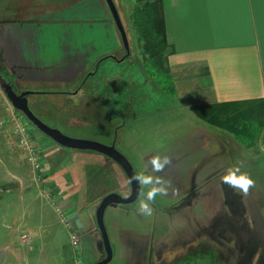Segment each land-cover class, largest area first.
<instances>
[{
    "label": "rangeland",
    "instance_id": "obj_1",
    "mask_svg": "<svg viewBox=\"0 0 264 264\" xmlns=\"http://www.w3.org/2000/svg\"><path fill=\"white\" fill-rule=\"evenodd\" d=\"M53 1L61 6L75 0ZM127 2L116 0L114 3L120 11L128 42V49L122 43L123 54H117L118 59L126 55L124 61L98 58L97 62L93 59L85 69L87 76L84 85L79 88L35 85L30 90L34 93L27 97L28 107L38 119L69 137L103 144L114 142L116 149L128 159L138 176L152 175L166 181L163 185L165 191L150 202V216L138 210L140 201L149 190L141 183L135 202L105 210L104 223L113 250L109 264H198L202 259L203 264H250L247 251L259 240L257 227H264V178L262 171L257 169V165L262 163L261 157H264V128L261 138L253 147L242 146L245 150L237 140L231 139L233 136L230 132L221 130L227 134V137L221 135L222 141L234 146L231 148L233 151L235 149L230 162L233 161L231 163L239 169V173L250 174L249 178L253 181L246 192L234 190L225 183L209 185L213 181L206 178L211 174H218L217 182L224 178L230 169L224 167L217 172L204 171L201 178L196 180L201 183L194 184L192 178H196L201 169L210 168L220 161L214 154L221 149L215 137L218 129L209 125L212 134L204 137L197 127L208 124L183 105L180 97L174 98L161 89L147 73L142 55L137 50L131 21L123 10L131 9L130 5H125ZM84 10L79 5L75 19L58 23L57 28L60 27L65 34L57 33L62 36L54 39L55 47L64 43L69 48L85 45L92 50L104 43L105 29L100 21V13L92 14L90 18L84 15ZM1 61L0 67L5 69ZM22 84L16 83L13 89L17 93L27 90V86ZM9 104L0 88L2 111ZM2 111L1 117L4 116ZM235 112H244L248 117L245 121H252L254 132L259 131L258 124L264 118V103L230 105L225 110H219L218 116L223 118ZM18 113L30 125V135L41 152L51 151V156L47 154L45 158L46 167H66V175L59 180L60 190L68 192V199L75 203V211L78 210V197L89 199L84 203L89 217L85 221V230L80 233L82 264H92L104 258L94 217L95 209L101 198L110 192L122 196L130 194L124 172L100 153L69 149L55 143ZM10 139L0 130V163L6 164L12 158L16 165H20L17 177L27 179L28 187L34 184V190H38L40 197V190L45 189V184L40 178L37 179L39 175L33 173ZM156 158L161 161L167 158L169 161L159 172L154 171L151 163ZM221 163L225 166L229 162L224 160ZM243 167L248 173L242 170ZM46 209L51 208L47 205ZM216 210L224 217H218L217 213L212 216ZM46 217L57 229L63 226L55 215L49 219L46 214ZM31 224L28 218V226ZM229 227L236 233L234 238L230 237L227 241L224 232ZM67 239H70V231Z\"/></svg>",
    "mask_w": 264,
    "mask_h": 264
},
{
    "label": "crops",
    "instance_id": "obj_2",
    "mask_svg": "<svg viewBox=\"0 0 264 264\" xmlns=\"http://www.w3.org/2000/svg\"><path fill=\"white\" fill-rule=\"evenodd\" d=\"M113 1L116 3V0ZM58 3L53 0H0V59L5 66L3 74L12 87L20 82L27 86V90L42 84L67 85L75 89L84 85L87 76L85 69L93 59L97 62L98 58L124 61L126 55L117 58V54H123L122 40L104 0H75L61 6ZM79 5L85 9L86 17L91 18L92 14L100 13V21L105 29L104 43L92 50L85 45L69 48L64 43L55 47L54 39L62 36L57 33L65 34L60 27L57 28L58 23L75 19L78 11L76 7ZM118 5L121 6L120 1ZM125 5L132 8V0H128ZM123 10L130 20L131 9ZM163 10L169 44L167 63L176 92L174 98L180 97L184 101L183 105L189 109L195 105L259 104L264 101V0H163ZM68 35L72 37L71 33ZM207 124L197 127L204 137L211 133L209 125L213 126ZM215 128L218 129L215 137L221 149L214 154L220 161L210 168L201 169L196 178H192L194 184L201 183L196 180L201 178L204 171L217 172L223 167H236L231 163L233 161L230 162L235 152V149H231L234 146L222 141L221 135L227 137V134ZM0 130L5 132L10 141L12 138L29 166L26 156L16 144L11 123L0 125ZM232 136L233 141L237 140ZM9 152L14 155L10 149ZM50 152L43 154L39 178L55 198L60 213L56 211L55 205L40 195L41 192L38 197L34 184L28 187L27 179L17 177L20 165H16L12 158L6 164L0 163V264H76V255L67 236L69 231L80 236L85 230L89 210L84 203L89 199L78 197V210L75 211V203L68 199V192L60 190L59 180L66 175V167L56 169L55 165L49 169L47 165L50 171L46 169L45 158ZM224 160L230 165L225 163L224 166L221 163ZM261 160L257 169L262 171L264 178V157ZM242 170L246 171L245 167ZM217 175L211 174L206 178L213 181L209 185L224 183L223 178L217 182ZM43 201L51 208L50 211ZM80 201L83 203L80 204ZM216 213L218 217L223 215L216 210L212 216ZM46 214L49 219L55 215L63 226L57 229L51 225ZM28 218L31 226H28ZM262 228L257 227L259 240L247 251L250 264H264ZM226 230L227 241L235 237L234 229L229 227ZM22 234L28 236L26 241L21 239ZM199 261L198 264H203V259Z\"/></svg>",
    "mask_w": 264,
    "mask_h": 264
},
{
    "label": "trees",
    "instance_id": "obj_3",
    "mask_svg": "<svg viewBox=\"0 0 264 264\" xmlns=\"http://www.w3.org/2000/svg\"><path fill=\"white\" fill-rule=\"evenodd\" d=\"M132 3L130 21L138 50L142 55L143 65L157 85L174 96L176 92L167 63L169 44L166 39L163 0H132ZM3 72L0 67V76L7 81ZM234 104L237 103L195 105L191 106L190 110L207 123L230 132L247 148L253 147L260 138L264 119L259 122L260 129L256 133L253 122L245 121L248 117L244 112H235L223 118L218 116L219 110H225Z\"/></svg>",
    "mask_w": 264,
    "mask_h": 264
},
{
    "label": "water",
    "instance_id": "obj_4",
    "mask_svg": "<svg viewBox=\"0 0 264 264\" xmlns=\"http://www.w3.org/2000/svg\"><path fill=\"white\" fill-rule=\"evenodd\" d=\"M104 1L120 34L122 43L127 50V37L118 10L113 0ZM0 88L3 90L10 105L16 111L20 112L35 128H37L41 133L46 135L55 143L69 149L88 150L100 153L115 162L124 172L130 185V194L128 196H122L117 192H110L104 195L101 198L98 206L96 207L94 214L96 227L100 234V239L105 256L104 258L95 261L92 264H109L113 257V250L104 223V213L108 207L117 208L121 205L131 204L137 200L141 190V184L137 179H135V177H138V175L136 174L133 166L128 161V159L116 149L114 142L110 144H103L91 140L69 137L63 134L60 130L50 127L43 121L38 119L28 107L27 97L34 92L30 90H24L20 93H17L13 89L12 84L6 81V79H4L2 76H0Z\"/></svg>",
    "mask_w": 264,
    "mask_h": 264
},
{
    "label": "built area",
    "instance_id": "obj_5",
    "mask_svg": "<svg viewBox=\"0 0 264 264\" xmlns=\"http://www.w3.org/2000/svg\"><path fill=\"white\" fill-rule=\"evenodd\" d=\"M4 116H0V125L4 123H11L12 133L16 137V144L26 156V160L34 174L40 175L42 171V157L43 153L40 148L34 143L30 135V125L22 118V116L9 104L3 108ZM39 179V177L37 176ZM41 196L51 205H55L56 211L60 213V209L56 206L55 198L47 190H41ZM62 214V213H61ZM69 228L71 225L69 224ZM21 239L26 241L28 236L21 235ZM70 247L76 255V264H82L81 254V241L78 233L70 231Z\"/></svg>",
    "mask_w": 264,
    "mask_h": 264
},
{
    "label": "clouds",
    "instance_id": "obj_6",
    "mask_svg": "<svg viewBox=\"0 0 264 264\" xmlns=\"http://www.w3.org/2000/svg\"><path fill=\"white\" fill-rule=\"evenodd\" d=\"M151 163L153 165L154 171L159 172L164 168L165 165L169 163V161L167 158H164L163 161H161L159 158H156L153 159ZM135 179L149 188V190L144 194V199L140 201L138 210L141 214L150 216L152 214L150 202L154 201L158 195L165 191L163 185L166 183V181H164L163 178H154L152 175H141L135 177ZM223 182L228 184L234 190L240 189L245 192L253 183V181L246 174L239 173V169L237 168L229 169L223 178Z\"/></svg>",
    "mask_w": 264,
    "mask_h": 264
}]
</instances>
